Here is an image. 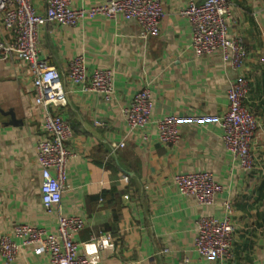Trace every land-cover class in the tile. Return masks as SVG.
I'll return each instance as SVG.
<instances>
[{
    "label": "crops",
    "instance_id": "1",
    "mask_svg": "<svg viewBox=\"0 0 264 264\" xmlns=\"http://www.w3.org/2000/svg\"><path fill=\"white\" fill-rule=\"evenodd\" d=\"M107 1L71 0L76 8ZM189 1L163 0L161 33L148 39L141 37L137 22L123 18L98 16L75 27L55 22L40 26V55L59 70L70 91L67 101L52 105L49 112L68 119L74 131L68 145L75 157L66 188L50 213L42 203L37 163L46 110L36 103L28 64L17 57L0 59V236L13 235L20 223L55 234L61 215H80L86 226L76 241L92 264H219L195 251L196 221L205 215L222 218V203L228 200L234 207L236 238L226 264H264V0H230V32L242 35L248 48L240 71L250 83L245 106L260 122L252 145L254 170L244 171L225 148L218 122L181 124L180 143L165 146L154 124L129 135L122 114L146 86L154 120L226 112L230 84L240 74L224 62L221 52L198 57L192 51V27L180 15ZM34 5L39 14H46V0H34ZM0 36L13 39L1 19ZM79 55L86 57L90 72L114 71V101L71 84L70 62ZM13 117L18 124L10 123ZM121 143L125 146L112 153ZM199 171L213 173L224 187L213 206L181 195L174 184L176 174ZM93 236L105 237L103 249L97 248ZM0 264H7L1 256ZM13 264L50 260L43 244L37 243L23 247Z\"/></svg>",
    "mask_w": 264,
    "mask_h": 264
},
{
    "label": "built area",
    "instance_id": "2",
    "mask_svg": "<svg viewBox=\"0 0 264 264\" xmlns=\"http://www.w3.org/2000/svg\"><path fill=\"white\" fill-rule=\"evenodd\" d=\"M46 6V14L41 15L34 0H0L3 29L13 37L8 41L0 36V59L17 57L28 64L33 74L36 103L46 110L44 135L37 145V163L42 172V203L46 212L50 213L60 205L66 188L69 163L75 157L68 145L74 131L68 119L49 112L52 105L65 103L70 91L64 88L59 70L40 55V26L45 22H55L75 27L86 19L98 16L111 20L123 18L137 22L142 29L141 37L148 39L160 35L166 13L163 0H108L91 8L73 7L71 0H46ZM180 15L191 24V49L196 56L221 52L224 62L240 74L248 57V48L242 35L230 32L229 21L233 17L230 0H191L180 10ZM69 69L71 84L81 87L83 91L96 93L107 102L114 101L116 87L113 70L97 69L90 72L84 55L73 58ZM249 88V80L240 74L230 84L227 110L222 116L169 115L154 120L151 92L146 86L134 95L130 104L123 108L122 114L129 135L154 124L159 140L165 146L180 143L181 124L218 122L222 126L225 148L235 159L240 160L244 171L251 172L256 163L252 145L260 122L245 106ZM96 125L104 126V123L97 121ZM143 139L148 141V135L144 134ZM124 146L125 143H121L114 147L112 153ZM173 181L181 195L194 197L201 206H213L217 196L224 192V187L208 171L178 173ZM222 208V218L205 215L197 219L194 248L199 257L226 264L233 255L236 226L232 203L226 200ZM85 226L86 220L80 215H61L55 234L35 225L20 223L13 235L0 236V256L7 264H13L23 247L40 243L49 255L50 264H92L80 251L76 241V235ZM106 238L110 239V236ZM92 241L97 248H104V236H93Z\"/></svg>",
    "mask_w": 264,
    "mask_h": 264
},
{
    "label": "water",
    "instance_id": "3",
    "mask_svg": "<svg viewBox=\"0 0 264 264\" xmlns=\"http://www.w3.org/2000/svg\"><path fill=\"white\" fill-rule=\"evenodd\" d=\"M11 115L13 116V114H12V113H11ZM10 123H11V124H15V125H16V124H18L19 122H16V121H15V119H14V117H13V120H12V122H10Z\"/></svg>",
    "mask_w": 264,
    "mask_h": 264
}]
</instances>
